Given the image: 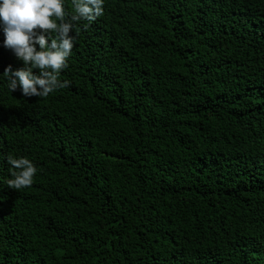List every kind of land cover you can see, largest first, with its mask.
<instances>
[{
    "label": "trees",
    "instance_id": "trees-1",
    "mask_svg": "<svg viewBox=\"0 0 264 264\" xmlns=\"http://www.w3.org/2000/svg\"><path fill=\"white\" fill-rule=\"evenodd\" d=\"M75 31L67 87L0 77V264H264V0H105Z\"/></svg>",
    "mask_w": 264,
    "mask_h": 264
},
{
    "label": "clouds",
    "instance_id": "clouds-1",
    "mask_svg": "<svg viewBox=\"0 0 264 264\" xmlns=\"http://www.w3.org/2000/svg\"><path fill=\"white\" fill-rule=\"evenodd\" d=\"M71 9L66 10V0H0V47L22 62L16 69L9 64L0 75L11 93L47 98L68 86L59 76L68 67L79 34L75 30L80 22L92 23L103 16L105 0H71ZM7 163L9 188L32 185L37 167L29 158L8 155Z\"/></svg>",
    "mask_w": 264,
    "mask_h": 264
}]
</instances>
